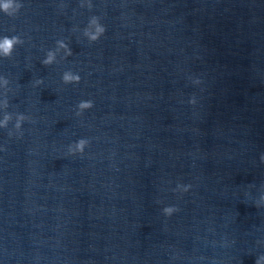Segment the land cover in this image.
I'll list each match as a JSON object with an SVG mask.
<instances>
[{"label":"clouds","instance_id":"obj_1","mask_svg":"<svg viewBox=\"0 0 264 264\" xmlns=\"http://www.w3.org/2000/svg\"><path fill=\"white\" fill-rule=\"evenodd\" d=\"M23 5L17 0H3V2H0V11H2L4 14L8 16H14L16 15L20 8ZM81 7H87L88 9L92 8L91 0H81ZM84 35L88 39L89 42H95L100 39L102 35H104L106 29L104 25L100 22V17L98 16H92L87 24V26L84 28ZM23 40L19 36H3L0 37V57L3 58H10L15 50V47L19 44H22ZM63 50L64 58L72 55V49L69 47L67 43H65L64 40H58L56 42V47L54 50H48L45 54V58L41 61V63L45 66H50L54 63H56V52ZM80 75L73 73L72 71H65L62 75V82L64 84H78L80 82ZM43 81L38 79L35 81V85L38 86L42 84ZM195 83H199V81H195ZM9 80L6 77L0 76V88L4 89L5 92V98L3 100H0V107L7 110L9 107V101L7 99V91H9L8 88ZM190 103H195V99L193 98L190 100ZM93 107V102L91 100L81 101L77 105V112L76 115H81L85 110H88ZM11 113H8L5 111V115L2 121H0V128L7 127L8 122L11 120ZM29 117L24 114H16V121L14 124V128L17 130V132H20L23 122L28 120ZM12 134L9 133V136ZM89 141L87 139H79L74 144L76 145L75 149L72 150V154H83L85 148L87 147ZM262 160H264V156L261 157ZM178 187H181L183 192H187L190 188V185H178ZM261 201L264 202V196L261 197ZM177 209L174 206H167L163 208V213L166 216H171ZM255 264H264V255L258 257L255 260Z\"/></svg>","mask_w":264,"mask_h":264}]
</instances>
